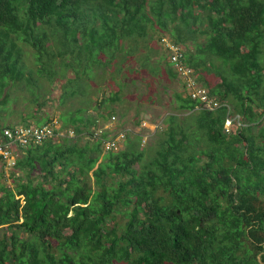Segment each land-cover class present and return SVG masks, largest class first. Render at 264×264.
Returning <instances> with one entry per match:
<instances>
[{"label": "trees", "instance_id": "1", "mask_svg": "<svg viewBox=\"0 0 264 264\" xmlns=\"http://www.w3.org/2000/svg\"><path fill=\"white\" fill-rule=\"evenodd\" d=\"M46 26L61 56L99 65L149 28L170 32L192 42L187 64L229 105L200 109L177 93L189 116L169 115L149 161L133 140L105 151L106 132L95 136L99 119L84 109L64 117L74 136L22 148L0 174V264H264V0H0V118L12 93L33 84L21 43L47 70ZM118 98L100 101L98 116ZM238 114L244 125L227 133L226 118Z\"/></svg>", "mask_w": 264, "mask_h": 264}, {"label": "rangeland", "instance_id": "2", "mask_svg": "<svg viewBox=\"0 0 264 264\" xmlns=\"http://www.w3.org/2000/svg\"><path fill=\"white\" fill-rule=\"evenodd\" d=\"M45 29L51 36L49 43L54 56L44 74H40L36 49L21 43L27 70L33 74V84L29 88L23 85V88L12 93V97L17 99L8 104L9 108L2 114L0 123L24 124L23 119L27 118L31 124H41L53 118L66 126L63 118L75 116L77 109L82 108L83 115L98 117L97 126L91 128L98 129L100 133L106 132V137L120 130L127 131V140L122 141L114 150L126 148L129 141L133 140L139 147L146 148L145 161L151 160L162 140L168 137L169 115L178 113L180 116H189V112L178 110L177 93L185 94L186 91L179 76L175 77L168 71L173 66L161 43L163 36L170 38V32L149 28L148 39L140 40L139 45L126 42L123 53L119 52L109 63L106 62L107 57L102 55L103 62L99 65L88 62L84 55L78 58L69 51L61 56L59 47L62 45L56 38L59 35H51L52 28L48 26ZM72 34L73 29L69 35L71 48L75 46ZM183 45L186 50L196 51L192 42ZM214 63L223 67L217 58ZM116 93L119 100L108 102L104 108L99 109L104 113L103 117L98 116L95 109L99 102ZM37 111L33 117L32 114ZM113 116L116 118L113 119ZM66 128L74 129L71 125ZM138 134L141 135L140 139L137 138ZM4 170L8 173L11 171L0 161V174ZM9 183L12 181L9 180Z\"/></svg>", "mask_w": 264, "mask_h": 264}, {"label": "built area", "instance_id": "3", "mask_svg": "<svg viewBox=\"0 0 264 264\" xmlns=\"http://www.w3.org/2000/svg\"><path fill=\"white\" fill-rule=\"evenodd\" d=\"M161 43L168 53V59L172 63L173 68L181 77L187 94L200 103L198 108L213 111L229 105L227 101H221L213 96L209 88L200 82L194 68L186 62V48L182 43H177L166 36L161 39ZM115 118L113 116V119ZM243 125L244 121L241 115L238 114L234 117L228 115L225 122V131L229 133ZM98 131H96L95 136L101 134ZM65 134L73 136L74 131L63 130L57 119H51L43 124H18L4 127L0 131V161L8 169H12L16 165L22 148L40 144L48 139ZM126 137L127 132L125 130H120L114 135L107 137L103 140L104 150L116 149Z\"/></svg>", "mask_w": 264, "mask_h": 264}, {"label": "crops", "instance_id": "4", "mask_svg": "<svg viewBox=\"0 0 264 264\" xmlns=\"http://www.w3.org/2000/svg\"><path fill=\"white\" fill-rule=\"evenodd\" d=\"M179 76V75H178ZM180 80H181V77L179 76Z\"/></svg>", "mask_w": 264, "mask_h": 264}]
</instances>
